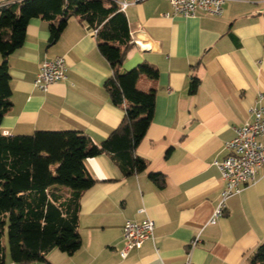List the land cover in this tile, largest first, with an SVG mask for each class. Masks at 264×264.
Instances as JSON below:
<instances>
[{
	"label": "crops",
	"instance_id": "1",
	"mask_svg": "<svg viewBox=\"0 0 264 264\" xmlns=\"http://www.w3.org/2000/svg\"><path fill=\"white\" fill-rule=\"evenodd\" d=\"M127 1L122 12L132 46L121 71L148 63L158 72L136 82L155 91L151 122L135 150L147 169L125 176L108 153L87 158L97 182L80 200V248L72 255L53 249L45 262L28 264H249L264 241V170L227 198L215 224L208 220L223 188L212 162L226 155L225 142L251 120L250 108L264 94V0H226L219 16L191 17L172 15L167 0ZM93 30L72 17L50 43L48 22L29 20L23 44L8 56L4 134L77 130L100 144L120 124L124 110L105 88L112 71ZM56 56L65 60L67 79L35 88L41 63ZM193 77L198 85L191 93ZM149 171L164 175L162 187ZM145 218L154 221L153 237L121 257L124 222ZM6 264L18 263L7 255Z\"/></svg>",
	"mask_w": 264,
	"mask_h": 264
},
{
	"label": "trees",
	"instance_id": "2",
	"mask_svg": "<svg viewBox=\"0 0 264 264\" xmlns=\"http://www.w3.org/2000/svg\"><path fill=\"white\" fill-rule=\"evenodd\" d=\"M34 17L48 22L50 43L58 39L72 17L96 30L98 50L112 71L105 88L113 104L124 110L120 124L100 144L77 130L3 133L1 121L11 105L8 56L23 44L27 24ZM131 46L127 18L115 0H21L1 8L0 264H6L7 255L14 263L28 264L45 262L53 249L72 255L80 248V200L97 182L86 169L87 158L108 153L125 176L147 169L146 160L135 150L151 122L155 91L140 90L136 82L141 75L155 79L158 72L148 63L122 72ZM197 85L193 77L191 93ZM148 177L163 186L162 173L149 171ZM249 264H264V241Z\"/></svg>",
	"mask_w": 264,
	"mask_h": 264
},
{
	"label": "built area",
	"instance_id": "3",
	"mask_svg": "<svg viewBox=\"0 0 264 264\" xmlns=\"http://www.w3.org/2000/svg\"><path fill=\"white\" fill-rule=\"evenodd\" d=\"M172 8V15L184 17L194 16L202 11L219 16L226 0H167ZM119 10L123 11L129 5L127 0H115ZM5 4L0 0V7ZM96 33V30H93ZM67 67L62 56L44 60L33 80V86L41 91L48 86L67 79ZM264 94L257 95L256 103L250 108L251 120H247L234 128V136L225 142L227 153L221 159L213 160L223 181L220 201L212 212L208 223L215 224L224 213L226 200L242 187L251 184L259 170H264ZM142 212L143 209H140ZM154 221L145 218L142 221L126 220L123 225V246L119 253L126 257L128 252L139 248L147 239L153 237ZM200 239L195 236L191 245Z\"/></svg>",
	"mask_w": 264,
	"mask_h": 264
},
{
	"label": "rangeland",
	"instance_id": "4",
	"mask_svg": "<svg viewBox=\"0 0 264 264\" xmlns=\"http://www.w3.org/2000/svg\"><path fill=\"white\" fill-rule=\"evenodd\" d=\"M4 244H5V247H6V252L8 254V248H7V242H6V230H5V240H4Z\"/></svg>",
	"mask_w": 264,
	"mask_h": 264
}]
</instances>
